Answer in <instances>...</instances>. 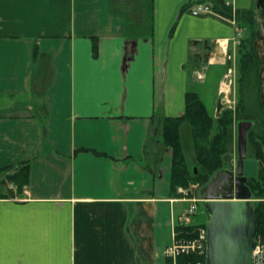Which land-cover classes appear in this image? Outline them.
I'll list each match as a JSON object with an SVG mask.
<instances>
[{"label": "crops", "instance_id": "crops-1", "mask_svg": "<svg viewBox=\"0 0 264 264\" xmlns=\"http://www.w3.org/2000/svg\"><path fill=\"white\" fill-rule=\"evenodd\" d=\"M139 1L140 21L122 0H0V170L28 165L21 191L0 184V264H168L187 204L151 121L187 90L219 116L236 28L187 12L212 0Z\"/></svg>", "mask_w": 264, "mask_h": 264}, {"label": "trees", "instance_id": "trees-1", "mask_svg": "<svg viewBox=\"0 0 264 264\" xmlns=\"http://www.w3.org/2000/svg\"><path fill=\"white\" fill-rule=\"evenodd\" d=\"M210 4L214 10L226 17H231V7L227 6L220 0H212ZM143 18H149L151 14V6L142 8ZM239 26H243L246 30V37L241 40L240 45L245 48L241 50V58L239 71L240 82L242 84L251 82V74L255 86L256 93H260L258 72L260 62L254 51V42L258 36L257 25L254 21V12L249 10H236V18ZM238 31L236 25V32ZM132 32L134 37L146 36L148 34L147 27L143 25L133 24L129 22L127 28L128 35ZM137 34V35H136ZM240 99L235 110L220 108L218 117L213 118L209 115L205 105L199 99L193 90H187L185 93V111L179 117L156 118L151 121V140L158 141L165 148L171 150L172 170H171V186L175 196L178 194L177 188H188L190 184H197L202 188L206 185L211 177L219 170L228 165L229 159L234 152L235 143V124L241 120H248L251 117L247 114L248 108ZM257 103V102H256ZM258 106L260 103H257ZM256 104V108H257ZM263 113V111H262ZM183 124L190 127L191 140L193 144L192 159H186L181 144L180 130ZM254 133L249 131L247 139L251 153L249 158L257 162L256 175L248 178L246 186L250 192L251 199H261L264 197V118H262V128ZM191 164L194 166L191 167ZM16 169V170H14ZM194 169L196 171H194ZM28 165L22 164L17 168L8 170H0V184H12L15 187V193L21 191L22 187L27 183ZM9 190V189H8ZM12 191H9V194ZM2 196V195H0ZM254 217L257 224V237L260 236L264 240V202L258 201L252 203ZM206 226V223L201 224ZM195 226H179L175 227L178 236L190 238V232ZM204 256L197 254H188L179 256L175 264H205ZM172 264L171 261H167Z\"/></svg>", "mask_w": 264, "mask_h": 264}, {"label": "water", "instance_id": "water-1", "mask_svg": "<svg viewBox=\"0 0 264 264\" xmlns=\"http://www.w3.org/2000/svg\"><path fill=\"white\" fill-rule=\"evenodd\" d=\"M258 3L264 10L263 0ZM256 47L257 43L255 50ZM257 57L260 61L258 52ZM218 107L221 108L220 101ZM252 125L249 120L237 122L235 157L200 189L207 217L205 264H254L257 224L246 186L247 179L255 177L257 171V162L248 155L247 134Z\"/></svg>", "mask_w": 264, "mask_h": 264}, {"label": "rangeland", "instance_id": "rangeland-1", "mask_svg": "<svg viewBox=\"0 0 264 264\" xmlns=\"http://www.w3.org/2000/svg\"><path fill=\"white\" fill-rule=\"evenodd\" d=\"M251 1V3H250ZM124 7H115V9L120 10L122 13L132 16L135 20L139 21L141 20L142 16V10L140 8L141 2L139 0H122ZM241 4H237V7L239 5H246L249 4V7L253 8L254 12V21L257 25V32L258 36L255 39L254 42V51L259 54H261V60L259 72H258V79L260 80L259 90L260 93H256L257 87L255 86L253 80H256L257 78H253V75L251 74V82L250 83H243L240 82V71H239V65H240V56H241V50H245L242 45H240L241 40L246 37V30L243 26H239L238 20L236 19V25H237V33L238 35V42L236 44L231 43L229 45L228 51L226 52L227 55L230 56V59L227 57L225 58L227 67L225 68L223 79L225 84H228L227 88V94L226 98H224V95H218V99H223V102L221 101V106L226 109H230L232 111L235 110V107L238 104V101L240 99H243V103H245V106H247L248 110L250 111L247 114L251 117L248 119L252 122V130L254 133L258 132L262 128V118H264V53H262V47H264V10H262L260 4L258 3V0H240ZM264 3V0H263ZM236 28V26H235ZM255 43H257V50H255ZM263 54V55H262ZM258 58V57H257ZM259 60V59H258ZM191 66V65H190ZM231 67V73L229 76L225 78V74L227 73V68ZM227 75V74H226ZM260 103L258 106L257 103ZM257 104V108H256ZM234 109H231V108ZM263 111V113H262ZM236 127V124H235ZM236 132V129H235ZM249 133V132H248ZM248 135V134H247ZM180 138H181V144L183 147V153L189 160V162L192 159V152H193V144L191 140V132L190 127L187 124H183L181 126L180 130ZM248 144V155L250 156L251 148L249 147V142L247 139ZM235 149V143L234 148ZM264 151V148H263ZM235 155V153H234ZM232 154V157L234 156ZM194 165L191 164V167ZM4 189L1 188V191ZM206 223L207 217L204 210V207L202 204H199L197 211L194 216L190 217V224L192 225H200L199 223Z\"/></svg>", "mask_w": 264, "mask_h": 264}, {"label": "built area", "instance_id": "built-area-1", "mask_svg": "<svg viewBox=\"0 0 264 264\" xmlns=\"http://www.w3.org/2000/svg\"><path fill=\"white\" fill-rule=\"evenodd\" d=\"M187 12L194 17H202V16H212L222 21H226L229 24L235 26L236 25V11L234 8H231V17H226L223 14L217 12L213 9V7L208 3H193L187 7ZM238 35L233 38V44L238 42ZM230 59V56L224 53V58ZM231 67L227 68V75L225 74V78L230 75ZM225 86V88H224ZM228 84H225L224 80L220 82L218 88V95H224L226 98ZM223 102V99H220ZM231 108V107H230ZM234 109V108H231ZM10 189H13L12 186H9ZM198 189L197 184H190L188 188H178L177 193L180 195L179 201L187 204L186 209L179 217V226H192L190 225V217L194 216L199 204L202 203L201 198L196 195V191ZM263 201L264 197L261 199H250V203ZM195 228L190 232V238H185L182 236H178L177 232L174 230L173 240L169 247L164 252L165 258L167 261H171L172 264L176 263V259L182 255L188 254H197L199 256H204L205 258V233L206 227L200 225H194ZM253 263L254 264H264V240L256 235L254 240V249H253Z\"/></svg>", "mask_w": 264, "mask_h": 264}, {"label": "bare ground", "instance_id": "bare-ground-1", "mask_svg": "<svg viewBox=\"0 0 264 264\" xmlns=\"http://www.w3.org/2000/svg\"><path fill=\"white\" fill-rule=\"evenodd\" d=\"M224 88H225V86H224Z\"/></svg>", "mask_w": 264, "mask_h": 264}, {"label": "flooded vegetation", "instance_id": "flooded-vegetation-1", "mask_svg": "<svg viewBox=\"0 0 264 264\" xmlns=\"http://www.w3.org/2000/svg\"><path fill=\"white\" fill-rule=\"evenodd\" d=\"M251 159V158H250Z\"/></svg>", "mask_w": 264, "mask_h": 264}]
</instances>
